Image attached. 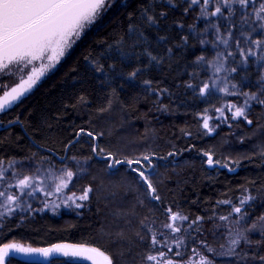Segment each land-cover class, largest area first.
Returning <instances> with one entry per match:
<instances>
[{"label":"trees","instance_id":"1","mask_svg":"<svg viewBox=\"0 0 264 264\" xmlns=\"http://www.w3.org/2000/svg\"><path fill=\"white\" fill-rule=\"evenodd\" d=\"M177 2L186 6L188 0ZM260 2L261 0H257V7ZM215 3L216 0H210V11H214ZM123 7L124 2L118 11L88 35L58 72L15 112L14 117L19 118L27 136L42 150L32 145L19 125H14L0 131V159L25 161L35 153L36 157L47 156L56 165H62L43 150L62 156L64 144L74 139L80 128L94 133L103 132L104 135L97 144L120 158L149 152L166 155L170 150H191L169 158L171 163L167 171L160 169L170 178L161 186L162 200L150 203L145 188L135 181L130 169L119 166V172L111 174L105 167V162L95 158L91 152V139L82 135L69 149L67 161L71 156L78 159L90 156V164L82 177L72 178L68 188L81 193L84 187L91 186L93 192L85 203L86 206L79 210V214L55 215L51 211H45L29 217L26 216L28 214L17 211L9 219H0V246L13 240L34 246L65 241L96 246L111 255L117 264H144L145 254L150 250L153 252L154 249H150L152 233L142 227L143 222L156 233L161 245L167 241L162 250L171 256L178 250L174 243L176 239H183L185 242L186 247L181 246L179 249L183 259L193 255V247L202 254L205 252L200 244L201 240L219 251L220 245H225L227 235L223 227H214V224L221 223L215 217L228 215L231 205L217 204V201L230 200L232 204L239 205L240 199L248 194L245 187L254 195L255 188L264 183V165L258 155H253L264 146V111L258 105L249 114V118L253 120L252 125L242 121L219 122L213 119L210 123L213 126L219 123V127L212 135L204 134L201 127L204 109H209L208 115L216 116L218 113L214 112V106H220L219 98L226 101L236 100L235 97H223V93L219 92H214L211 98L201 97L186 86L189 81L197 85L200 80L211 77V70L206 65L197 69V79H191L190 73L195 67L191 64L187 71L183 64L172 69L153 68L148 74L154 81L153 86L169 89L171 96L164 93L161 97L157 92L145 91V86L138 81L126 83L123 88L114 84L117 94L115 97L111 96V88L100 82V74L93 72L90 61L100 59L105 43H114L123 34L126 26ZM156 7L158 11L171 9L166 17L168 23L162 25V31L170 30L174 40L180 39L179 33L182 30L173 21L185 25L184 34H189L188 25L195 24L196 29L203 32L206 25L218 21L221 33L227 37V9H224V16L206 20L197 19L199 5L194 6L187 15L181 7L173 9L167 0H158ZM234 7L236 15L232 17L231 30L234 39L243 43L245 37L240 33L241 9L238 4ZM247 11L251 13L252 7L249 6ZM148 34L155 39L151 31ZM252 35L259 38V33ZM215 36V29L208 28L201 38L209 43L201 45L190 35V40L196 46L188 50V60H194L200 54L212 59L216 51L224 52L222 44L213 49ZM229 45L234 49V40H230ZM80 96H84L87 103L81 104ZM157 99H162V104L169 106L167 111L157 108L154 104ZM109 101L110 110L100 112L99 109L106 108ZM227 114L230 116V113ZM228 123L232 124L231 128ZM37 129L42 130L43 138H37ZM185 131L192 135H185ZM241 139L243 143L240 142ZM204 152H210L214 161L220 159L227 162L229 157L237 159L245 155L252 156V159H241L239 168L229 173L218 168L210 169ZM252 181H255V186ZM128 184L133 187L129 189ZM169 206L173 211L187 215L189 221L196 216L205 217L200 222L202 235L188 228V222H184L180 233L173 234L165 228L164 225L170 223L166 212ZM261 212H264V202L257 200L254 202L252 214ZM209 216L213 219H208ZM138 232L144 237L143 242L137 236ZM186 232L197 237L196 241L193 242ZM253 239L257 240L259 236L254 235ZM161 245H157L158 250ZM168 247L172 248V253L168 252ZM255 251L256 247L253 245L248 249V254L251 256ZM260 251L264 253V248ZM231 259L227 256L216 257L217 264H231ZM11 264L25 263L12 261Z\"/></svg>","mask_w":264,"mask_h":264},{"label":"snow or ice","instance_id":"2","mask_svg":"<svg viewBox=\"0 0 264 264\" xmlns=\"http://www.w3.org/2000/svg\"><path fill=\"white\" fill-rule=\"evenodd\" d=\"M158 0H124L123 12L126 26L123 34L114 43H105V50L100 54V59L90 61L94 73L100 74V82L111 88V96L115 97L117 88L113 86L118 84L123 88L126 83L138 81L145 86V91L157 92L161 97L164 93L169 96L172 93L167 88L154 87V81L148 77L153 68L172 69L176 65L183 64L187 71L188 65H194L190 73L191 79H197L200 66L206 65L211 70V77L207 80H200L199 84L193 85L190 81L186 83L188 88L196 91L199 96L211 98L214 92L223 93V97H235V101H226L220 99V106H214L216 116L208 115L209 109H204L201 116V127L205 135H212L219 123L213 126L210 121L215 119L219 122H245L252 125L253 120L249 118L250 112L255 106H259L264 111V0H261L257 7V0H216L214 11H210V0H188L186 6H182L177 0H167L172 8L181 7L185 15L194 7L199 5V18L209 20L211 17L224 16V9H227L229 21V30L227 37L221 33L219 22L210 23L205 26L203 32L196 29L195 24L188 25L189 34L195 37L199 44L205 45L209 41L201 37L208 31V28L215 29V41L212 42L213 49L219 45L224 46V52L216 51L212 59H207L205 54H200L194 60L189 61L187 52L195 47V43L190 40L189 34H184L183 23H176V26L182 31L179 33L180 39L174 40L170 35V30L162 31V25L167 24L166 17L168 10H157ZM113 0H0V75L11 74L13 69L23 71L31 66V75L27 81L19 86L12 88L10 92H5L0 96V114H4L11 107L13 102L19 100L25 91L30 89L44 73L59 63L65 56L75 40L79 39L85 31L112 7ZM241 9L240 33L245 37L243 43L239 39H234L232 26V17L236 15L235 5ZM252 7V12L247 9ZM247 29V30H245ZM154 35L153 39L148 33ZM252 33H259V38H254ZM234 40V49L230 47L229 41ZM88 59V57H85ZM47 61V64H45ZM146 61V63L144 62ZM40 62V67L36 63ZM223 74V75H222ZM247 89V90H245ZM242 100V102H241ZM81 104L87 103L84 96L79 97ZM154 104L158 109L167 111L168 105L162 104V99H157ZM111 108L109 101L106 108L99 109L100 112L108 111ZM230 113V116L227 114ZM19 118H17L18 120ZM16 121H10L15 123ZM231 128L232 124L228 123ZM37 138H43L44 133L37 129ZM183 131V130H182ZM191 136V132H184ZM80 135H86L92 142L99 141L103 137V132L94 133L80 128L75 138L64 144V151L71 149L79 140ZM243 143V139L240 141ZM192 147H195L193 145ZM191 149L170 150L166 155L155 152L144 153L139 156H124L120 158L117 154L106 151L97 143H92L91 152L105 162V167L111 174L119 172V166H125L134 174L135 181L145 188V194L150 198L149 202H160L162 200L161 186L170 177L160 171L164 168L166 171L171 163L169 158H175L183 151ZM207 158L206 163L210 167L219 165L230 172L239 168L241 159H252V156L245 155L242 158H228L227 162L220 159L214 161L210 152H204ZM262 165H264V146L258 153ZM29 161L36 159V154L28 157ZM42 161H47L49 169L44 176L40 175L41 168L37 167L34 174H28L15 169L17 163L13 159H0V219H9L17 211H25V196L33 197L37 192L42 193L46 198L43 203L45 208H51L55 214L56 209L61 204H48L47 198L59 195L68 188L72 178L77 175L76 172L68 166V163L61 165L59 174L53 173L51 160L47 156L39 157ZM65 159L61 156V160ZM91 157H85L83 161L76 156H71V161L80 172L85 170ZM164 162V163H161ZM21 164L23 161L20 162ZM11 179L7 176L9 170ZM115 170V171H113ZM49 176L52 177L51 183H47ZM14 181V182H13ZM255 186V181L251 182ZM7 185L5 187L4 185ZM127 187L131 189L132 184ZM9 189H16L11 192ZM244 195L239 205L232 204L230 200L217 201V204H230L231 209L228 215H219L215 217L220 224H214V227H223L228 236L227 247L220 245L221 251L201 240L200 244L205 249L202 254L196 247L191 249L192 257L188 261L176 260L172 257L166 258V253L162 250L166 246L161 245L157 239L156 233L152 228L142 223V227L152 233L150 237V249L161 245L158 254H152L150 250L144 256V264H217L216 257L227 256L232 258L231 264H264V253L260 249L264 248V212L253 215L254 202L260 200L264 202V183L255 188V194L245 187ZM93 192L91 186L82 189L79 195L72 192L70 196H65L62 201L65 208L82 209L89 201L90 194ZM143 205V201H141ZM32 205L27 204V209ZM40 209H37L39 211ZM168 219L171 223H166L165 228L170 229L171 233H180L184 222H188V228L202 235L200 222L205 217L196 216L189 221L187 215L179 211H173L169 206L166 208ZM79 214V213H78ZM147 219V217H145ZM208 219H213L209 216ZM177 221L181 223L178 224ZM195 227L193 228V226ZM2 226V225H0ZM123 236V233L120 234ZM186 235L191 237L193 242L197 237L191 236L190 232ZM258 235L259 239L254 240L253 236ZM137 236L143 242L144 237L138 232ZM178 249L173 253V257H182L179 249L185 246L183 239L174 241ZM253 245L256 251L251 256L248 249ZM168 252L172 253V248L168 247ZM11 253H19L25 256L39 255L45 258H51L54 253L65 257H82L92 262V264H117L111 255L106 254L97 247H88L83 244H55L47 248L25 247L22 244L4 243L0 246V264H5L6 258ZM122 255V254H121ZM199 257V259H196Z\"/></svg>","mask_w":264,"mask_h":264},{"label":"rangeland","instance_id":"3","mask_svg":"<svg viewBox=\"0 0 264 264\" xmlns=\"http://www.w3.org/2000/svg\"><path fill=\"white\" fill-rule=\"evenodd\" d=\"M123 2H124V0H113L112 7L109 8L106 12H104V14L96 21V23H94L90 28H88L85 31L83 37L81 38V41L79 43H77L71 49V51H70V53L68 55L70 56L75 51V49L88 37V35L93 30L97 29L100 25H102V23L105 21L106 18H108L109 16H112L116 11H118L119 7L121 6V4ZM69 56L59 65V69L61 68V66L63 64L66 63V61L69 58ZM79 160L83 161V159H79ZM16 162L17 163L15 164V169L18 170V171H21V172H26L28 174H34L35 171H36V168L37 167H40L41 168L40 175L42 177L44 176L45 172H47L48 169H49L48 162L47 161L40 160L39 157H36V159H33L31 161H29V159L28 160H25V161H23L22 164L20 163L21 161H16ZM64 163H68V166L71 167L72 170L77 173V175L74 176L73 178L82 177L85 174L86 169H87V167L90 164V162L88 161V165L85 166V170L83 172H80L79 169L74 166V162L71 161V158L67 162H64ZM64 163H61V164H64ZM52 165H54V167H53V173H55V174L58 175L59 174V169H60L61 165H56L53 162H52ZM11 172H12V170L10 169L8 171V173H7V176L10 179H11ZM51 180H52V177L49 176V179H48V181H46V184L47 183H51ZM5 187H7V185ZM9 191L16 192L17 190L16 189H10ZM72 192H75V191L69 190V188H67V189H65L59 195V198H57L55 196H51V197L47 198V202H48L49 205L52 204V203L61 204L60 208L56 209L55 215H60V214H65V213L78 214V212H79L80 209L65 208L63 206V203H62V201L64 200V197L65 196H70L72 194ZM76 194L79 195L80 193H77L76 192ZM23 200L25 202V211H23L22 213L28 214L26 216L33 217L34 215L39 214V213H42V212H45V211H51V213H53V211L51 210L50 207L49 208H45V204L43 203V201H45L46 198L44 197V195L42 193L37 192L36 195L33 196V197L25 196L23 198ZM0 202H2V201H0ZM29 203L32 205V208L30 210L27 209V204H29ZM37 209H40V210L37 211ZM2 211H3V209H0V212H2ZM170 223H171V221H170ZM177 223L180 224L181 222L180 221H177ZM228 239L229 238L227 236V240L225 242V247H227ZM158 247H159V249L161 248V246H158ZM219 251H221V249ZM165 253H166V258L172 257V258H174L176 260H182V261H185V262L188 261L192 257V255H191L189 258L183 259V256L182 257H173V255L171 256L167 252H165ZM152 254H154V255H157L158 254L157 246H155V249L152 252ZM196 259H199V257H196Z\"/></svg>","mask_w":264,"mask_h":264},{"label":"water","instance_id":"4","mask_svg":"<svg viewBox=\"0 0 264 264\" xmlns=\"http://www.w3.org/2000/svg\"><path fill=\"white\" fill-rule=\"evenodd\" d=\"M84 35V34H83ZM83 35L75 40V42L72 44L71 48L66 52L65 56L62 57L59 61V63L55 64L54 67L52 68H49L43 76L40 77V79L30 88L28 89L27 91L24 92V94L19 98L18 101L16 102H13V104L11 105V107L8 109H13L15 106H17L18 104H20L23 100L29 98L33 92L36 90V88L41 84V82L47 77L49 76L56 68L59 67V65L69 56L68 54L70 53L71 49L81 41V38L83 37ZM36 67L39 68L40 67V62H37L36 63ZM45 64H47V61H45ZM31 75V71L26 74L25 76L21 77L19 79V81L14 84L12 87H10L7 92H10L12 90V88L14 87H17L19 86L21 83H23L24 81H27L28 79V76ZM4 95V94H3ZM2 95V96H3ZM7 110V111H8ZM14 125H19L23 131V133L26 135V137L30 140V138L27 136L26 132L24 131V129L22 128V125L21 123L19 122V120H17L15 123H8L6 125H2L0 126V131H3L5 129H8ZM82 135L79 136V139ZM91 139V138H90ZM32 145H34L37 149H40L42 150L41 147H39L36 143H34L32 140H30ZM79 141V140H78ZM93 143H97V141L93 142ZM75 145V144H74ZM45 151L46 153L50 154L53 158L56 159L57 162L59 163H64L67 161L68 159V156H69V150L68 151H64L63 155L65 157V159L62 161L61 160V155H58L57 153L53 152V151H50V150H43ZM95 158H97L98 160H101V157L100 156H97L95 155ZM208 166V165H207ZM210 169H214V168H218V169H221V170H227L225 168H221L219 167V165H216L215 167H210L208 166ZM228 171V170H227ZM229 173H232L230 171H228ZM12 242H15L17 244H22L23 246L25 247H32V248H47V247H51L55 244H77V243H70V242H56V243H53V244H50V245H47V246H34V245H31L29 243H25V242H22V241H16V240H13V241H9L7 243H12ZM83 245H86L88 247H96V246H93V245H87V244H83ZM98 248V247H97ZM100 249V248H99ZM101 251H103L102 249H100ZM105 252V251H104ZM106 253V252H105ZM108 254V253H106ZM109 255V254H108ZM12 261H16V262H21V263H25V264H92L91 261L89 260H86L82 257H65L61 254H58V253H54L51 258H45L43 256H39V255H33V256H25L23 254H19V253H11L7 258H6V261H5V264H11Z\"/></svg>","mask_w":264,"mask_h":264},{"label":"flooded vegetation","instance_id":"5","mask_svg":"<svg viewBox=\"0 0 264 264\" xmlns=\"http://www.w3.org/2000/svg\"><path fill=\"white\" fill-rule=\"evenodd\" d=\"M58 70L59 67L56 68L49 76H47L30 97H32L47 81H49L50 78L58 72ZM30 71L31 66H28L27 68L23 69V71H16L15 69H13L11 74L0 75V96H2L10 87L16 84L21 77L25 76ZM27 99L23 100L20 104L15 106L13 109L8 110L6 113L0 114V126L8 124L10 123V121H17V117H14L15 112L20 110V107Z\"/></svg>","mask_w":264,"mask_h":264}]
</instances>
